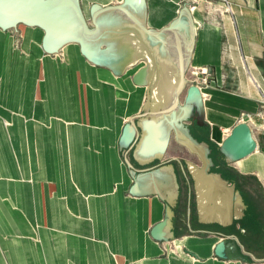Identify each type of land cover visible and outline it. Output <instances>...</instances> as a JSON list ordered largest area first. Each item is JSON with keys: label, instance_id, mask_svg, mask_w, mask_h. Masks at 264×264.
I'll use <instances>...</instances> for the list:
<instances>
[{"label": "crops", "instance_id": "crops-1", "mask_svg": "<svg viewBox=\"0 0 264 264\" xmlns=\"http://www.w3.org/2000/svg\"><path fill=\"white\" fill-rule=\"evenodd\" d=\"M145 1L152 30L184 4L191 9L197 36L186 78L192 67L213 72L200 88L208 127L199 141L212 149L213 137L226 138L238 123L251 128L257 151L232 165L215 154L212 169L243 207L232 191L186 169L201 164L173 136L164 157L147 166L120 149L124 126L143 112L146 88L132 83L142 61L114 75L76 44L45 54L38 28L0 29V264H264V0ZM121 2L79 0L89 25L93 4ZM173 144L197 162L170 154ZM125 159L138 170L175 168L167 243L150 236L166 204L130 196ZM221 237L227 259L214 255Z\"/></svg>", "mask_w": 264, "mask_h": 264}, {"label": "water", "instance_id": "water-1", "mask_svg": "<svg viewBox=\"0 0 264 264\" xmlns=\"http://www.w3.org/2000/svg\"><path fill=\"white\" fill-rule=\"evenodd\" d=\"M146 13L145 0H122L118 5L105 7L93 4L89 25L79 0H0V29L38 28L43 32L41 48L45 54L56 55L66 45L76 44L88 62L106 67L114 75L142 61L144 65L134 74L132 83L146 88L143 112L129 118L124 126L120 149L127 154L132 152L140 166H147L164 157L173 136L201 164L197 168L187 163L186 169L193 170L198 179L203 175L211 188L219 184L232 191L233 204L243 207L238 191L212 171L210 145L195 138L189 128L190 123L208 127L201 90L186 78L197 36L191 9L184 4L177 16L160 30L146 28ZM257 149L247 122L235 125L218 147L228 165L249 157ZM173 161L185 171L179 160ZM125 164L133 181L130 196H157L166 204L164 219L151 228L150 236L167 243L173 237L169 230L171 210L178 199L175 168L162 165L138 170L128 159ZM226 249L222 238L214 248V255L227 259Z\"/></svg>", "mask_w": 264, "mask_h": 264}, {"label": "rangeland", "instance_id": "rangeland-1", "mask_svg": "<svg viewBox=\"0 0 264 264\" xmlns=\"http://www.w3.org/2000/svg\"><path fill=\"white\" fill-rule=\"evenodd\" d=\"M197 68H204V67H192L191 68V71H190V75L191 76H187L188 77V79H189V81L191 82V83H194V84H196L199 88H202L203 86H206L208 83H209V81H210V78L212 77V75H213V72H212V69L210 68V67H206L205 66V68H207V69H209V73H208V75H206V74H203V75H200V76H209L208 78H207V80L204 82L203 80H202V78L201 77H198L199 75L197 74ZM189 128H190V130H191V132H192V134H193V136L195 137V138H197L198 140L199 139H202L204 136H206V132H205V128H199V127H197L194 123H190L189 124ZM214 136V135H213ZM213 142H211V144L213 145V148H212V159H213V161H214V157H215V154H220L219 153V151H218V147H219V145H220V143L222 142V140H223V137H221V135L220 136H217V138H214L213 137ZM210 141V140H209ZM211 145V146H212ZM171 152L173 153V152H176V154L177 155H179V156H181V157H185V158H190L191 160H194V161H196L197 162V159L194 157V156H192V155H190V154H188L187 153V151H185L184 149H182V148H180V147H177L176 145H174L173 144V146H172V148H171V150H170V154H171ZM221 155V154H220ZM222 156V155H221ZM215 163V162H214ZM216 167V165H214V168ZM216 169V168H215ZM230 169L232 170V171H234V169L232 168V167H230Z\"/></svg>", "mask_w": 264, "mask_h": 264}, {"label": "built area", "instance_id": "built-area-1", "mask_svg": "<svg viewBox=\"0 0 264 264\" xmlns=\"http://www.w3.org/2000/svg\"><path fill=\"white\" fill-rule=\"evenodd\" d=\"M225 2L227 3V1L225 0ZM228 5V4H227ZM227 10L228 11H230V8H229V6H227ZM197 74L199 75L198 77H201L202 78V80L205 82L206 80H207V78L209 77V76H200V75H203V74H206V75H208V73H209V69H207V68H197ZM189 81V80H188ZM190 82V81H189ZM191 83V82H190ZM194 84V83H193ZM196 85V84H195Z\"/></svg>", "mask_w": 264, "mask_h": 264}, {"label": "bare ground", "instance_id": "bare-ground-1", "mask_svg": "<svg viewBox=\"0 0 264 264\" xmlns=\"http://www.w3.org/2000/svg\"><path fill=\"white\" fill-rule=\"evenodd\" d=\"M168 14V13H167ZM166 16V15H165ZM167 17V16H166Z\"/></svg>", "mask_w": 264, "mask_h": 264}]
</instances>
